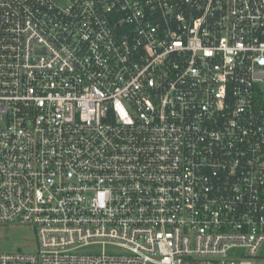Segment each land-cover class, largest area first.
I'll use <instances>...</instances> for the list:
<instances>
[{
  "label": "built area",
  "instance_id": "2783aa9c",
  "mask_svg": "<svg viewBox=\"0 0 264 264\" xmlns=\"http://www.w3.org/2000/svg\"><path fill=\"white\" fill-rule=\"evenodd\" d=\"M12 222L0 264H264V0H0Z\"/></svg>",
  "mask_w": 264,
  "mask_h": 264
},
{
  "label": "rangeland",
  "instance_id": "374dc122",
  "mask_svg": "<svg viewBox=\"0 0 264 264\" xmlns=\"http://www.w3.org/2000/svg\"><path fill=\"white\" fill-rule=\"evenodd\" d=\"M94 251H111L117 248L110 244H98ZM35 253L38 251L37 232L34 226L26 223L0 224V253L13 252ZM264 253V245L262 246Z\"/></svg>",
  "mask_w": 264,
  "mask_h": 264
}]
</instances>
